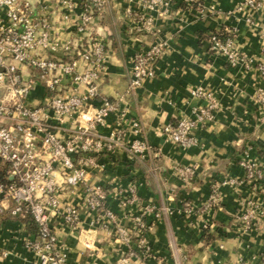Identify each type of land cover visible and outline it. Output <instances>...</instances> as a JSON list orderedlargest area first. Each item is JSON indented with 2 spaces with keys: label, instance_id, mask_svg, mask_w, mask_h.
I'll use <instances>...</instances> for the list:
<instances>
[{
  "label": "crops",
  "instance_id": "obj_1",
  "mask_svg": "<svg viewBox=\"0 0 264 264\" xmlns=\"http://www.w3.org/2000/svg\"><path fill=\"white\" fill-rule=\"evenodd\" d=\"M243 1L165 0L163 9H149L137 0H107L93 16L91 32L99 33L107 48L100 97L94 104H101V98L116 102L124 115V122L117 123L116 113H108L98 131L107 137L123 129L125 142L139 139L151 150L143 161L131 160L121 149L101 157L100 168H86V185L108 190L104 207L120 226L132 227L133 218L150 208L143 216L149 226V255L142 257L133 245L135 255L123 263L126 247L114 240L111 222L81 207L76 228L54 223L64 264H264V224L243 229L237 222L251 202L264 211V105L256 102L259 91L264 95V74L255 67L264 59V3L253 10ZM141 17L150 18L149 26ZM74 19V14L67 20L52 17L61 41L75 40ZM222 29L234 32L238 51L252 60L250 68L230 67L223 56L210 52L208 34ZM157 42L162 49L154 76L127 93L133 56ZM197 87L211 91L217 109L213 120L196 130L197 143L185 148L166 140L162 127L191 117L204 105L192 94ZM45 94L38 84L30 104ZM131 121L138 123L139 134L132 132ZM242 160L263 169L259 182L246 178ZM176 166L193 168L194 177L182 181ZM228 180L233 182L225 183ZM131 185L136 202L122 207L113 190ZM213 190L219 201L204 208ZM84 195L85 189L78 186L60 199L79 205ZM205 233L210 241H205ZM33 234L22 219L0 218V264H37L36 255L24 245Z\"/></svg>",
  "mask_w": 264,
  "mask_h": 264
},
{
  "label": "built area",
  "instance_id": "obj_2",
  "mask_svg": "<svg viewBox=\"0 0 264 264\" xmlns=\"http://www.w3.org/2000/svg\"><path fill=\"white\" fill-rule=\"evenodd\" d=\"M137 1L149 9H163L166 5L165 0ZM263 3L264 0H244L243 6L258 10ZM106 4L107 0H0V171L4 172L0 179V215L7 212L10 217L32 219L36 232L24 245L36 255L37 264H64L65 253L54 223L76 228L81 207L94 211L99 220L111 222L114 240L126 247L123 263L135 255L133 245L142 257L149 255L145 239L149 226L143 216L150 208L133 218L132 227L120 226L115 214L104 207L108 190L86 185V168H100L101 157L121 149L131 160L143 161L151 150L139 139L125 142L123 129H115L107 137L98 131L110 112L116 113L117 123L124 122L116 102L101 98V104H94L100 97L98 82L105 70L107 48L103 37L91 32L90 23ZM77 9L80 11L75 14ZM55 14L62 20L75 15L72 26L75 40L59 39L52 24ZM139 20L144 26L150 24V18ZM228 32L231 37L208 34L210 52L223 56L230 67L250 68L252 60L238 51L234 32ZM161 49L160 42L152 43L133 56L127 93L154 76ZM255 67L264 74V59ZM23 68L32 72H24ZM38 84L46 94L32 105L29 97ZM192 94L203 99L204 105L196 108L191 117H181L175 124L162 127L166 140L185 148L197 143L196 130L211 122L217 109L211 91L197 87ZM256 101L263 104V92L257 93ZM129 127L134 134L140 133L136 121H131ZM239 165L245 169L247 179L261 180V171L254 164L242 160ZM175 172L184 182L195 175L188 166H176ZM78 186L85 189L79 205L60 199L67 189ZM113 192L122 207L136 202L132 185ZM218 201L213 190L203 207L211 208ZM185 207L184 212L188 213L189 208ZM158 215L156 212L155 216ZM262 218L264 211L251 202L237 222L243 229H250L263 225Z\"/></svg>",
  "mask_w": 264,
  "mask_h": 264
},
{
  "label": "trees",
  "instance_id": "obj_3",
  "mask_svg": "<svg viewBox=\"0 0 264 264\" xmlns=\"http://www.w3.org/2000/svg\"><path fill=\"white\" fill-rule=\"evenodd\" d=\"M212 33H215V35L219 38V37H224V36H229L231 37L230 34H228V30L226 29H222V30H219V31H215V32H212ZM4 172L3 171H0V179L2 178ZM6 216H10L7 212H3L1 215H0V218H3V217H6ZM15 218H19V219H22L24 222H26L27 226H28V229L32 232H36V225L34 224V222L32 221V219L29 217V216H18V217H15ZM204 239L205 241H210L211 237L209 235V233H205L204 234Z\"/></svg>",
  "mask_w": 264,
  "mask_h": 264
},
{
  "label": "rangeland",
  "instance_id": "obj_4",
  "mask_svg": "<svg viewBox=\"0 0 264 264\" xmlns=\"http://www.w3.org/2000/svg\"><path fill=\"white\" fill-rule=\"evenodd\" d=\"M264 96V95H263ZM257 102V101H256ZM263 104H264V101H263ZM263 173V169H261V174ZM263 175V174H262Z\"/></svg>",
  "mask_w": 264,
  "mask_h": 264
}]
</instances>
